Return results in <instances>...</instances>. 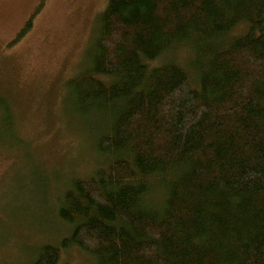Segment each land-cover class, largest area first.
Wrapping results in <instances>:
<instances>
[{"label": "trees", "instance_id": "1", "mask_svg": "<svg viewBox=\"0 0 264 264\" xmlns=\"http://www.w3.org/2000/svg\"><path fill=\"white\" fill-rule=\"evenodd\" d=\"M103 11L64 86L100 163L65 178L67 236L30 264L74 248L95 264H264V0Z\"/></svg>", "mask_w": 264, "mask_h": 264}, {"label": "rangeland", "instance_id": "2", "mask_svg": "<svg viewBox=\"0 0 264 264\" xmlns=\"http://www.w3.org/2000/svg\"><path fill=\"white\" fill-rule=\"evenodd\" d=\"M108 1L0 0V264H30L41 245L67 236L55 212L62 183L100 163L67 112L64 86L85 61ZM60 256L95 264L77 248Z\"/></svg>", "mask_w": 264, "mask_h": 264}]
</instances>
